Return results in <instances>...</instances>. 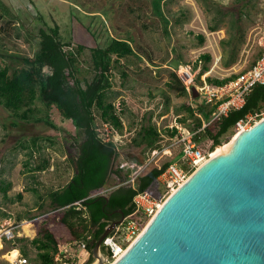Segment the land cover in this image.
<instances>
[{"label":"rangeland","instance_id":"obj_1","mask_svg":"<svg viewBox=\"0 0 264 264\" xmlns=\"http://www.w3.org/2000/svg\"><path fill=\"white\" fill-rule=\"evenodd\" d=\"M0 2L8 7V14L14 16L12 19L6 15L0 17V67L7 66L9 73L23 65L21 56H31L36 51L38 31L44 27L43 23L49 27L57 25L63 41L87 46L80 57L81 68H88L90 62L88 48L102 46L111 37L130 40L138 56L120 59L128 75L122 84V78L116 73L112 78L113 86L108 91L109 99L116 110L123 111L121 117L124 125L122 134L113 135V140L118 143L119 155L113 160L112 168H116L124 157L134 156L142 160L146 156L148 150L143 151L142 146L131 145L130 140L135 136V127L138 126L136 123L143 116L146 117L144 122L147 123L150 113L151 121L155 122L158 130L162 132V147L169 148V151L165 149L166 151H159L157 154L151 151L150 166L161 165L173 157H176L178 165L187 166V162L178 155L181 149L179 143L182 141L181 135L171 138L164 129L175 126L179 133L186 136L189 132L185 124L190 125L193 122L185 105L195 108L205 101V95L199 90L198 97L194 99L169 89L167 86L169 73L174 70L169 62L177 55L181 56L184 63L181 66L195 76L201 64V61H197L199 55L209 52L212 61L200 79L203 81L206 76L221 78L247 66L261 52L264 40V0H214V3L204 0H0ZM219 20L222 21L218 25V30L209 31L207 26ZM239 29L243 31L244 41L240 46L238 61L232 67L224 69L221 62L228 57L229 47L223 49L219 40L236 37ZM200 34L204 35L202 44L198 39ZM196 61L198 65L194 67ZM179 67L174 71L182 81ZM81 75L79 76L82 77ZM87 77H91V72ZM196 88L198 90L197 85ZM166 95L169 97V110L158 116L164 109ZM50 116L55 127L43 122L20 121L13 126L12 122L17 119L11 117L9 111L0 105V227L18 225L14 230V238H33L36 236L38 226L43 222L48 223V227L59 241L70 236L67 235V227L58 221L57 211L51 210L47 205L39 208L37 194L28 190V187L33 186L39 193H44L47 189L64 183L73 173L67 158L70 155L75 156L78 151V144L75 141L78 129L71 120L63 118L56 108L50 110ZM181 117H186L185 123L178 121ZM95 121L97 123L99 121L97 116ZM99 130L104 131L105 128L100 127ZM235 133L233 132L232 136ZM35 136L52 137L53 143L38 141L46 145L44 151L50 155L51 166L48 170L34 173L32 176L33 174L26 170L25 161L31 148V138ZM22 144H28L30 148H23ZM199 147L207 149L208 142ZM40 154L34 152L36 157ZM33 163L34 160L30 159V165ZM194 170L195 168L188 176ZM166 180L167 175L161 176L152 189L153 193L158 191L156 197L161 198L162 202L171 192V188L165 184ZM108 183L111 185L109 188L118 185V181H114L112 175ZM163 185L165 190L160 193ZM4 188L6 190H3ZM18 193L22 194L21 199L17 198ZM19 216L22 220H18ZM14 238L0 243L1 263H4L1 255L11 248ZM17 250L19 251L18 248H14L3 257L10 259L12 257L8 255L17 254ZM105 252L106 249L104 253L102 252L103 256ZM33 256L34 251L30 252L29 259ZM95 261L96 258L93 257L88 259L90 263Z\"/></svg>","mask_w":264,"mask_h":264},{"label":"trees","instance_id":"obj_2","mask_svg":"<svg viewBox=\"0 0 264 264\" xmlns=\"http://www.w3.org/2000/svg\"><path fill=\"white\" fill-rule=\"evenodd\" d=\"M204 1L214 3V0ZM7 8L0 2V17L6 15L12 19L14 16L8 14ZM220 21L222 20L209 24L207 26L209 31L218 30ZM43 24L44 27L39 28L38 31L36 51L31 56L24 55L20 58L23 65L16 67L11 73L7 66L0 67V105L9 111L11 117L17 119L12 122L13 126L20 121L22 123L43 122L55 127L50 110L56 108L63 118L71 120L78 129L75 135L78 151L75 156L70 155L67 158L73 168V173L69 178L57 187L47 189L44 193H39L38 189L33 186L28 187V190L37 194L39 208L42 209L44 205H47L51 210L57 211L58 221L64 224L70 233V239L67 241L82 239L89 235L90 240H88L87 247L91 250L94 241L103 233L105 227L121 215L136 216L135 218L140 221V227H144L150 217L137 208L134 197L138 193L147 191L152 194V197L159 198L156 197L158 191L153 193V186L167 166L176 162V157L161 165L149 167L136 178L133 184H121L125 182L131 171L126 166H120L122 161L143 164L152 150L162 148V132L158 130L155 122L151 121L152 113H150L147 123L144 122L145 116L136 123L138 126L135 127V136L130 140L131 145L142 146L143 151L148 150L146 156L142 160L134 156L124 157L116 168H112L113 160L119 155L118 143L113 140V135L114 133L122 134L124 125L121 117L123 111L116 110L109 99L108 91L113 86L112 78L116 73L122 78V84L128 75L120 59L138 55L130 40L111 37L102 46L88 48L90 51L88 68H81L80 57L87 46L63 41L57 25L49 27ZM198 39L202 44L204 35H198ZM243 41L242 29L238 30L236 37L231 36L219 40L223 49L229 47L228 57L221 62L224 69L232 67L238 61ZM260 53L237 72L221 78L206 76V82L214 86L227 83L239 72L251 67ZM176 59L178 65L184 64L181 56L177 55ZM197 61H201V64L189 91L186 90L184 83L174 70L169 73L168 88L175 90L179 95L196 99L198 97L196 85L202 84L200 76L209 69L212 56L209 52H204L199 55ZM197 61L194 67H197ZM46 68L48 71H45ZM89 72H91L90 78L87 77ZM168 104L169 97L166 95L164 109L158 116L168 112ZM217 104L218 102L204 101L195 108L185 105L193 122L190 125L185 124L188 132L192 134L191 140L198 147L208 142L207 149H203L206 151H212L215 146L227 143L233 132L235 133L236 122L247 114L258 113L264 106V83L255 84L249 89L245 95L244 104L240 108H231L226 115L211 120ZM96 116L98 123L95 121ZM185 120L186 117L178 118L181 123H185ZM104 125L113 130L109 141L103 140L104 131L99 130L100 127L104 128ZM164 132L171 138L179 135L175 126L166 127ZM39 140L47 141L49 144L53 143L52 137L35 136L31 138V148L28 144H22L23 148H30L25 167L33 174L32 176L34 173L48 170L51 166L50 155L44 151L46 145L40 144ZM34 152L41 154L36 157ZM178 155L181 157V152ZM30 159L34 160L32 165H30ZM180 166L188 172L193 170L185 165L180 164ZM110 175L114 181H118V185L105 194L91 196L103 187L111 186L108 183ZM163 190H165L164 185L160 193ZM17 198L21 199L22 194L18 193ZM3 215L6 216V214ZM28 219L32 218L28 217ZM18 220L22 218L19 216ZM47 224V222L40 224L36 236L31 239L14 238L11 248H18L20 253L28 258L30 252L34 251V256L31 257L32 260L30 259L33 264H58L54 259V254L58 251L59 239Z\"/></svg>","mask_w":264,"mask_h":264},{"label":"water","instance_id":"obj_3","mask_svg":"<svg viewBox=\"0 0 264 264\" xmlns=\"http://www.w3.org/2000/svg\"><path fill=\"white\" fill-rule=\"evenodd\" d=\"M169 63L179 67L176 58ZM228 142L170 192L111 264H264V117ZM123 217L94 241L98 261L89 264H104L102 240Z\"/></svg>","mask_w":264,"mask_h":264},{"label":"built area","instance_id":"obj_4","mask_svg":"<svg viewBox=\"0 0 264 264\" xmlns=\"http://www.w3.org/2000/svg\"><path fill=\"white\" fill-rule=\"evenodd\" d=\"M218 61V58H217ZM182 82L187 91L190 90L191 85L193 84L194 75L191 72L185 71L180 74ZM264 83V40L261 44V53L260 56L256 59L255 63L245 69L244 71L239 72L232 80L224 83L223 85H210L206 82L205 78L203 79L202 84L198 87L205 95V101L211 103H217L215 110L212 113V119H218L222 115H226L228 110L231 108H240L245 101V95L249 89L255 84ZM264 117V106L260 108L256 114H247L244 118L239 119L235 124V132L243 128H248L251 124L255 123L259 119ZM205 123L203 124V126ZM104 141H109L111 139L110 134L113 133V130L108 126L104 125ZM181 135V158L187 162L188 168H197L202 162L210 157L212 151H206L198 147L191 140V133H188L186 136ZM115 141V140H114ZM178 141V140H177ZM167 147V146H166ZM169 151V148L164 146L160 150H152V153L157 154L159 151ZM149 157L143 164H136L135 162H122L120 166H126L131 169L128 174L125 182L121 184L134 183L136 178L143 174L149 167H151L152 161ZM188 170L184 169L177 162H172L167 166L164 172L159 176L167 175L168 180L165 184L168 188H171V191L174 190L181 182H183L188 177ZM164 184V185H165ZM116 187V186H114ZM100 189L91 196L105 194L107 191L112 188ZM134 202L138 209L142 210L144 215H148L150 218L161 205V198H154L147 191L138 193L134 197ZM132 215L124 216L122 222L118 224L115 229L105 236L102 240V244L106 249V254L103 256L104 264L110 263V261L115 260L118 255L122 252V249L126 248L125 246L133 240L141 231L140 221L137 218H133ZM18 225H10L0 227V243L3 240H12L15 237L14 230ZM90 240V236L87 235L85 238L70 240L60 243L58 245V251L54 254V259L58 264H89V257H92L91 250L88 249L87 244ZM125 241V242H124ZM12 249L10 248L5 251L8 254ZM15 257L12 259L4 258L3 253L1 257L3 258L4 263L6 264H33V262L27 257L22 255L18 250ZM95 258V257H93ZM97 260V259H96ZM1 264V262H0Z\"/></svg>","mask_w":264,"mask_h":264},{"label":"bare ground","instance_id":"obj_5","mask_svg":"<svg viewBox=\"0 0 264 264\" xmlns=\"http://www.w3.org/2000/svg\"><path fill=\"white\" fill-rule=\"evenodd\" d=\"M179 68H181V69H180L181 73H184L185 71H188L187 68H185V67H183V66H181V65H180ZM229 144H230V143L227 142V144H226L225 146H222V145H217V146H215L214 149L212 150L211 154H210V157L218 156V155H220L221 153H223L224 151H226V150L228 149ZM174 189H175V188H174ZM159 206H160V205H159ZM11 251H13V249H12ZM11 251H10V252H11ZM125 251H126L125 248L122 249V252L118 255V257L121 256ZM8 256H11V257L13 258V257L16 256V254L10 253V255H8ZM118 257H117V258H118ZM12 258H10V259H12ZM112 262H113V260L110 261V263H106V264H111Z\"/></svg>","mask_w":264,"mask_h":264},{"label":"crops","instance_id":"obj_6","mask_svg":"<svg viewBox=\"0 0 264 264\" xmlns=\"http://www.w3.org/2000/svg\"><path fill=\"white\" fill-rule=\"evenodd\" d=\"M175 22L177 23V22H178V19H176V21H175ZM158 179H159V178H158ZM67 235H70L69 231H68V234H67ZM67 235H66V236H67ZM68 239H70V236H68V237H65L63 240H60V241H59V243H61L62 241H64V242H65V241H67Z\"/></svg>","mask_w":264,"mask_h":264},{"label":"flooded vegetation","instance_id":"obj_7","mask_svg":"<svg viewBox=\"0 0 264 264\" xmlns=\"http://www.w3.org/2000/svg\"><path fill=\"white\" fill-rule=\"evenodd\" d=\"M104 250H105V247H104V245H103V244H101V252H103V253H104Z\"/></svg>","mask_w":264,"mask_h":264}]
</instances>
